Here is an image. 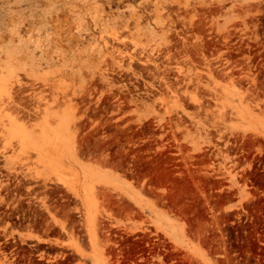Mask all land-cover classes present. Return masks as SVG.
<instances>
[{"label": "rangeland", "instance_id": "1", "mask_svg": "<svg viewBox=\"0 0 264 264\" xmlns=\"http://www.w3.org/2000/svg\"><path fill=\"white\" fill-rule=\"evenodd\" d=\"M0 264H264V0H0Z\"/></svg>", "mask_w": 264, "mask_h": 264}]
</instances>
